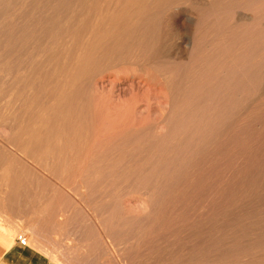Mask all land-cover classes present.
Returning <instances> with one entry per match:
<instances>
[{
	"label": "rangeland",
	"instance_id": "obj_1",
	"mask_svg": "<svg viewBox=\"0 0 264 264\" xmlns=\"http://www.w3.org/2000/svg\"><path fill=\"white\" fill-rule=\"evenodd\" d=\"M1 2L6 248L264 264V0Z\"/></svg>",
	"mask_w": 264,
	"mask_h": 264
},
{
	"label": "crops",
	"instance_id": "obj_2",
	"mask_svg": "<svg viewBox=\"0 0 264 264\" xmlns=\"http://www.w3.org/2000/svg\"><path fill=\"white\" fill-rule=\"evenodd\" d=\"M0 225H9L4 219ZM11 225H24L23 222H12ZM25 234L21 233L20 236ZM8 238L0 232V264H58L48 255L36 250L30 245L23 246L18 237L11 242L8 248L5 242Z\"/></svg>",
	"mask_w": 264,
	"mask_h": 264
},
{
	"label": "bare ground",
	"instance_id": "obj_3",
	"mask_svg": "<svg viewBox=\"0 0 264 264\" xmlns=\"http://www.w3.org/2000/svg\"><path fill=\"white\" fill-rule=\"evenodd\" d=\"M56 3L57 2H54L53 4H51V3H48L47 4V7H51V9H48L47 10V15H46V17H45V21H48V19H50L51 17H53V15H54V11H55V9H56V7H55V5H56ZM23 9L24 8H29L30 7V5L29 4H23ZM57 10V9H56ZM5 12V8H4V5H3V3L1 2V5H0V12ZM77 12H80V7L79 6H77ZM71 15H74V14H72V13H70ZM71 15H68V14H65V16H71ZM33 16V17H32ZM75 16V15H74ZM33 18H35V19H37V17L34 15V14H32L31 15V18L30 19H33ZM5 30H6V25H5V23H1L0 22V35H1V37H3V34H4V32H5ZM2 39V38H1ZM135 59H136V57H135ZM120 78H122V77H120ZM123 79V78H122ZM109 81V80H108ZM117 83V81H116V79H111L110 81H109V84H110V87H112V86H114L115 84ZM138 91V90H137Z\"/></svg>",
	"mask_w": 264,
	"mask_h": 264
},
{
	"label": "built area",
	"instance_id": "obj_4",
	"mask_svg": "<svg viewBox=\"0 0 264 264\" xmlns=\"http://www.w3.org/2000/svg\"><path fill=\"white\" fill-rule=\"evenodd\" d=\"M18 241H19V243H20L21 245H23V246H26V245H27V239H26V237L23 236V235L19 236Z\"/></svg>",
	"mask_w": 264,
	"mask_h": 264
}]
</instances>
